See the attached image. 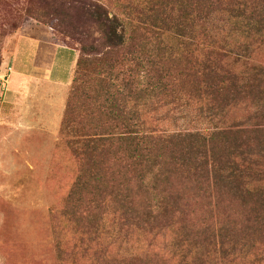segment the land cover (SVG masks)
Returning a JSON list of instances; mask_svg holds the SVG:
<instances>
[{
    "label": "trees",
    "instance_id": "1",
    "mask_svg": "<svg viewBox=\"0 0 264 264\" xmlns=\"http://www.w3.org/2000/svg\"><path fill=\"white\" fill-rule=\"evenodd\" d=\"M49 1L25 16L71 18L64 0ZM75 1L91 3L109 54L123 51L77 61L61 125L77 168L59 215L71 237L60 257L264 264V115L225 119L242 104L264 113V69L251 58L264 50V0ZM188 27L196 38L225 34L224 45H194L176 67L143 40ZM154 107L172 119L153 120ZM255 116L261 122L250 123Z\"/></svg>",
    "mask_w": 264,
    "mask_h": 264
},
{
    "label": "rangeland",
    "instance_id": "2",
    "mask_svg": "<svg viewBox=\"0 0 264 264\" xmlns=\"http://www.w3.org/2000/svg\"><path fill=\"white\" fill-rule=\"evenodd\" d=\"M36 1L0 0V64L6 59V53L11 54L13 51L15 39L12 36L24 21L33 20L28 17L30 14L25 16L24 11L27 8L33 9ZM59 2L62 3L61 8L71 14L70 19L40 20L48 25L38 22L50 30L53 44L75 52L77 57L81 55L88 58L93 63L109 54L108 45L102 44L104 36L98 33L97 26L88 13L91 3L75 0ZM146 7L141 8V11H146ZM174 21L179 22L178 19ZM225 36L219 34L216 37L196 38L188 27L184 34H162L159 38L143 40L154 45L155 48L151 51L158 57L163 59L170 56V62L174 61V65L180 67V59L192 60L194 45L201 46L205 41H215L218 43L215 48L218 49L224 45L221 41L225 40ZM22 38L19 39L21 45L25 42ZM112 50L108 56L117 55V52L122 55L123 50ZM251 58L254 64L264 69V50L253 54ZM75 69L76 66L72 79ZM5 70L4 74L10 80L2 89L3 93L17 84L11 65ZM61 77V72L57 71L53 79L60 80ZM70 91L71 85L66 89L54 90L50 103L52 111L49 113L46 107L44 112L49 113L50 118L42 122L23 121L22 116H29L28 106L22 109L16 102L6 101L4 95L0 96V264L71 263L67 254L60 257L58 251V246L67 248L71 243L70 234L63 235L59 215L77 168L76 159L61 135L62 119ZM26 98L28 100V95ZM153 111V114H149L153 120L164 116L172 119L173 115H169L167 109L154 107ZM185 113L193 114V110L188 109ZM256 113L258 117L264 115L260 114L255 105L242 104L226 114L225 119L233 122ZM142 114H145L144 110ZM258 117H252L250 123L261 122ZM184 120L187 118L181 119L173 129L184 128ZM128 248L127 251L132 252V247Z\"/></svg>",
    "mask_w": 264,
    "mask_h": 264
},
{
    "label": "crops",
    "instance_id": "3",
    "mask_svg": "<svg viewBox=\"0 0 264 264\" xmlns=\"http://www.w3.org/2000/svg\"><path fill=\"white\" fill-rule=\"evenodd\" d=\"M49 31L35 20L24 21L12 36L15 39L12 53H6V59L0 64V96L4 95L6 101L16 102L22 109L28 106L29 116H22L23 121L49 120L54 90L66 89L70 85L72 88L75 77L72 79L73 69L74 66L77 69L79 57L75 52L54 45ZM20 37L25 41L22 45L19 44ZM9 65L13 69L17 84L3 93L2 89L10 80L4 74ZM57 71L62 74L60 80L53 79ZM46 107L49 115L44 113ZM36 109L38 111L35 112ZM58 119L60 120L59 116Z\"/></svg>",
    "mask_w": 264,
    "mask_h": 264
}]
</instances>
